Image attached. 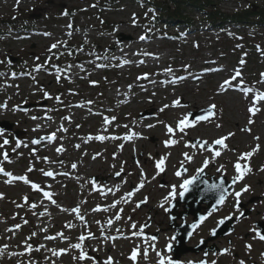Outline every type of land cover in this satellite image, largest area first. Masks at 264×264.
<instances>
[{
	"label": "rangeland",
	"instance_id": "1",
	"mask_svg": "<svg viewBox=\"0 0 264 264\" xmlns=\"http://www.w3.org/2000/svg\"><path fill=\"white\" fill-rule=\"evenodd\" d=\"M157 1H165V5L169 6L170 10L176 6L175 0ZM246 1L260 6L264 3V0ZM110 2L111 7L108 8L105 17L111 23L102 27V18L99 19L97 15L103 0H19V3L17 0H0V20L10 17L23 19L26 15L29 17L35 7L44 9L45 19L41 18L37 23H28L31 28L39 29L43 34H32L30 40L20 38L21 34L16 35L17 42L0 46V58L9 54L17 55L30 66L37 63V57L40 61L41 54L42 57L49 54L50 46L58 41L66 43L73 41L78 49L83 47L78 58L83 60L80 64L83 68L80 65L66 64L63 68L71 71L68 76H65V71L49 75L32 73L31 76L17 81L19 87H16V83H10L8 77H0L5 83L0 88V103L6 102L8 105L7 109H0V122L9 121L15 124L11 132H5L0 136V145L3 144L4 138L10 141L0 148V162L5 170L12 172L14 176L27 174L29 180L37 182L45 191L52 193L53 199L62 208L71 209L77 205L81 207V214L85 215L87 222L93 225L90 231L96 237L82 242L89 256H95L98 261L106 260L111 256L114 264H135L129 256L133 248L138 246L141 253L145 248L148 249L147 259L142 254L139 255L140 264H158L160 257L157 256V252L172 259V255L167 251V245L174 242L171 239L174 231L168 229L169 218L166 214V209L173 198L170 197L168 202H165V197L169 196L170 186L177 185L175 198H178L181 191L179 184L184 179L197 174V169L202 167L205 158L210 160L208 166L204 168L206 172L216 173L220 166L224 165V168L220 169L221 173L234 176L233 162L238 160L242 153L251 151L259 145V150L251 157L250 163L254 168L252 172L254 180L258 178L264 180V171L260 170L264 167V101L256 102V107L260 108V111L252 116L248 108L254 102V91L245 93L233 87H228L227 90L220 87L234 74L235 68H238L237 59L244 51L242 40L258 42L264 46V30L247 29L244 34L238 36L240 41L236 39L237 37L227 39L226 34L234 31L236 26H230L227 28V33L219 34L206 24L204 15L187 13L194 24L190 30L181 32L174 21L169 22L167 18L153 20L152 16L155 13L150 11L152 6L147 7L148 0H111ZM49 3L50 5H47ZM62 4L79 6L84 13L77 15L76 19L58 21L60 25L56 28L55 24L51 25L47 20L52 13H57L56 7ZM93 4H97V10L92 8ZM231 6L233 5L225 3L226 8ZM74 23L79 27L75 33L68 27V24ZM50 25L54 26L55 31L52 35L45 36L44 31H49ZM149 28L150 32H148ZM2 30L6 31L4 27ZM70 31L71 35H68ZM146 32L149 38L140 40L139 37ZM179 33L182 35L179 36ZM122 34L132 36L134 39L118 41ZM239 44L241 52L238 53L235 50L239 51V49L234 46ZM246 45L244 43V47ZM231 47L236 49L233 50ZM143 52L154 55L144 56ZM100 56L104 60L99 59ZM87 58L91 60L85 61ZM43 60L45 59H42V62ZM125 60L130 63H123ZM100 64L107 67H99ZM69 65H71L70 69ZM186 65L190 67L185 69ZM168 67L173 69L172 73L164 71ZM262 69H264L263 58L247 61L244 79H248L247 85L249 84L252 89L251 85L258 79ZM145 73L149 74L147 79H137ZM33 76L38 84L33 81ZM56 76H60L59 82ZM174 77L186 78L173 82ZM194 78L201 79L194 81ZM90 81L98 83L93 85ZM236 83L233 81V85ZM129 85L132 87L129 88ZM40 89L47 91L52 98L46 99ZM56 96H60V101L63 103L57 101ZM176 99H180L182 107H169L164 112L158 111L164 104L171 105ZM89 100L93 101L90 105L87 104ZM42 101L47 102L43 107L39 105ZM123 101L125 103L121 104ZM34 102H37V105L28 108L27 112L13 110L15 105ZM81 104L82 107L77 106ZM211 104L216 105L217 114L207 122L186 128L184 133L176 131L174 135L169 134L164 124L157 123L160 120L175 127L178 119L185 114L206 109ZM145 111L152 112V115L145 119L140 118V114ZM32 116L38 119L33 120ZM49 116L52 117L51 120L47 119ZM111 116H115L116 120L110 125H104V118ZM64 117L71 119L66 120L63 119ZM249 119L254 123L249 124ZM150 123L156 126L146 127ZM38 124L41 127L33 131ZM61 124L67 129L66 132L57 131ZM124 125L128 127L125 128ZM249 128L251 131L242 130ZM14 130L22 132L20 139L23 143L19 148L16 147V140L13 138ZM130 131L141 133V138L129 142L125 139L104 141L89 139L90 136L97 135L122 138ZM52 132H56L55 141L42 140L40 144L32 143L33 139L45 137ZM230 132L234 135L229 137V147L219 160H215L211 152L200 149L199 146L186 147V143H193V140L210 142L218 136H227ZM170 135L179 142L166 147L164 141L169 139ZM256 137L259 139H255ZM153 138L157 141L152 142ZM25 144L27 147L24 146ZM121 144L123 149L119 147ZM61 145L65 151L57 153L55 149ZM76 145L80 147L77 148ZM14 148L16 151H13ZM33 149H36L34 153ZM5 151L8 153L9 161L3 160ZM97 153L101 155L96 156ZM184 153H188L194 159L190 162L186 161ZM93 156L96 158L93 159ZM44 157H48L49 160L45 161ZM161 157L167 158L165 171L157 175L155 163ZM182 162L183 167L187 168V174L177 177L175 172L182 170ZM72 163L77 164L75 169L71 167ZM30 165L34 166V170L27 172ZM121 166L124 171L120 176H116L115 173L120 171ZM40 169L55 170L58 171V175L51 179L43 175ZM141 169L146 179L141 176ZM61 172L69 175L59 177ZM94 178H97L95 185L92 182ZM141 179H145L144 187L129 199L130 203L121 201L115 209L92 212V209L98 205L105 207L116 200H121V197H126L127 192L138 187ZM8 180H11V177L0 175V193H4V198L0 199V248L5 244L9 245L3 255H0V264H28L29 260L34 261L35 264H52L53 261L55 264H92L89 260H74L73 257L78 256L80 250L69 247L70 244L80 242L79 237L82 233L87 235L89 231L87 225L76 218L74 213L61 211L42 192L32 189L29 184L17 180L8 183L6 182ZM163 181L165 183L162 185ZM112 184L119 187L118 191H106L113 187ZM94 187L97 190L94 191ZM262 188L264 189V184ZM262 191L253 189L244 198ZM24 196H28L27 203L23 199ZM145 197L147 202L137 208L136 203ZM82 201L86 203H81ZM33 203L37 205L36 208L30 207ZM120 208H123L122 219L115 221L111 226L107 225L106 221L114 218ZM41 212L46 214L41 216ZM219 215L211 217L199 229L195 242L205 237L210 227L220 219ZM128 217H131V220ZM149 219L153 222L149 228L150 234L159 230V238L152 241V236L145 234L144 228L143 235L132 237V231H139ZM24 220L28 223L24 224ZM97 220L100 224L95 223ZM68 222L75 227L66 228ZM133 222L137 225L135 230L130 228ZM16 224H20L21 227L16 229L14 227ZM246 224L243 225L244 228L240 227L239 232H249V237L243 239L241 236L236 240L234 237V243L235 241L238 243L233 247L230 246L228 248L230 251L227 253L212 255L209 258L210 264L212 261L216 264H239L241 260L245 261V264H264V243L258 241L254 243L253 237L256 234L250 231ZM101 225L104 235H101ZM117 228L127 236L114 242L105 241L104 237L108 236L107 233L114 234ZM33 232L36 233L35 236H32ZM58 232H63L69 239H61L56 235ZM46 236H56V239H45ZM29 237L31 239H28ZM25 240L32 245L31 252L25 251ZM246 241L252 245L250 251L245 247ZM153 244L156 251L150 247ZM41 245L44 247H40ZM37 248L39 251L35 250ZM61 248L69 250L60 256H55L50 251V249L59 251ZM95 248L99 251H93ZM13 252L23 255L12 256ZM183 257L180 264H188L189 261L195 264V261L200 259V254L188 253Z\"/></svg>",
	"mask_w": 264,
	"mask_h": 264
},
{
	"label": "snow or ice",
	"instance_id": "2",
	"mask_svg": "<svg viewBox=\"0 0 264 264\" xmlns=\"http://www.w3.org/2000/svg\"><path fill=\"white\" fill-rule=\"evenodd\" d=\"M17 3H19V0H17ZM150 11H152L153 13L155 12L154 9H150ZM68 13L65 12L64 15H67ZM145 15H147V13H145ZM152 19L155 20V15L152 16ZM133 23L135 24L136 23V19H135V13L133 14ZM69 28L72 27L71 24L68 25ZM151 29L149 28L148 29V32H150ZM45 36H48V35H51L50 33H44ZM68 35H71V33H68ZM149 37H148V34L147 32L144 34V35H141L139 37L140 40H147ZM61 44H66V42L64 41H58L57 43H53L50 48H49V51L51 52L53 49H57ZM198 46V45H197ZM78 51H83V47H81L80 49H78ZM71 54V53H69ZM142 55L144 56H152L154 55L153 53H149V52H143ZM59 57H57L58 59ZM99 58V57H98ZM37 60H39V57L36 58ZM49 60L52 59V57H48ZM5 63L4 60H0V64H3ZM8 63H11V60L9 59L8 60ZM123 63H130V61L128 60H125L123 61ZM140 63H143V61H140ZM244 61L241 60V64H243ZM99 67H107V65H98ZM45 65L43 64H37L35 65V68L34 70L35 71H39L41 68H44ZM81 68H83V65H80ZM188 65L185 66V69H187ZM71 68V65H69V69ZM57 72H59V68L57 67L56 68ZM165 72H168V73H172L173 72V69L171 67H168V68H165L164 69ZM5 75L3 72H0V76H3ZM17 73L13 72L11 73V76L12 77H16ZM23 75V74H22ZM27 75H30L31 76V73H27ZM148 75L147 73H145L143 76L141 77H137V79H147L148 78ZM242 77V73L239 69H236L234 70V74L227 80H225L223 82V84L220 85V87L222 89H225L227 90L228 87H237L239 88L241 91L245 92V93H251L253 91V89L251 87H243L242 84V79L238 80V78H241ZM261 77L264 78V73H261ZM186 77H174L173 79V82H175L176 80H183L185 79ZM33 81L35 83L38 84V81H36V78L35 76L32 77ZM60 80V76H57V82H59ZM233 81H236L237 83L235 85H233ZM91 84L95 85L96 83H98L97 81H90ZM8 86H11V85H8ZM16 87H19L18 85ZM129 88H131L132 86L129 85L128 86ZM40 91L43 92V95L44 97L46 98H52L50 96V94L47 92V91H44L43 89H40ZM55 99L57 101H60V96H56ZM260 101H264V92H257L256 95H255V98H254V102L252 104L251 107L248 108V111L249 113L254 116L257 112L260 111V108L256 107V102H260ZM61 103H63L62 101H60ZM26 103V101H25ZM88 104H92L93 101L89 100L87 101ZM79 107H82L83 105H77ZM183 105H181V102H180V99H176L174 101H172V104L169 105V104H164L161 108H159V112H164L166 109H168L169 107H182ZM8 105L7 103H0V109H7ZM215 109H216V105L215 104H211L209 105V107L204 110L206 111V115H198V116H195L193 115L192 113H187L185 114L182 118L178 119V121L176 122V126L173 127L171 124H167L165 123L164 121H160L158 120L157 123L159 124H164V127L167 131V133L169 134H172L174 135L176 131H179L181 133H184L185 132V129L186 128H192V127H195L200 121H204V120H208L209 117L215 115ZM13 110H20V111H25L27 112V109H21L20 108V105H15ZM31 119L33 120H36L38 119V117L36 116H32ZM48 120H51L52 117H47ZM63 119H66V120H70L71 117H64ZM116 120V117L115 116H111V117H105L104 120H103V123L104 125H110L112 124L113 121ZM249 124H252L254 123V121L252 119H249L248 121ZM156 125L155 124H147L146 127L148 128H154ZM41 127V125H37L35 129H33V131H37L39 128ZM77 127H80V125H77ZM117 127H119V125H117ZM125 128H127L128 126L127 125H124ZM217 127H220V125H217ZM242 130H246V131H251V129H242ZM5 129L4 128H0V136H3L4 133H5ZM57 131H64L66 132L67 129L63 127V125L61 124L60 128L57 129ZM234 133H228L227 136H224V137H221V138H218L216 140H214L212 142V145H209L208 144V141L204 140V141H201V140H197L195 143H192V142H188L186 143V147H192V148H196L197 146H199L200 148L204 149L205 151H208L210 148H213V145H218V146H222L223 148H227V145L225 144V140H227L229 137L233 136ZM137 137H141V133H138V132H134V131H130L128 133L125 134L124 137H118V136H105V135H97L95 137H89V139H97V140H100V141H104V140H107V139H125V140H132L134 138H137ZM255 139H259V137H256ZM42 140H49V141H55L56 140V132H52L50 133L49 135L45 136V137H41L39 139H33L32 140V143L33 144H40ZM179 141L176 140V139H173L170 135V138L165 140L164 141V144L166 147H169V146H172V145H175L176 143H178ZM10 141L7 139V138H4L3 140V144L0 145V148H2L4 145H7L9 144ZM23 142L20 141V140H17L16 142V147L19 148L21 146ZM25 147H27V145L25 144L24 145ZM207 146V147H206ZM75 147L79 148L80 145H76ZM119 147L121 149H123V144L119 145ZM259 150V145H257L255 148H253L251 151H248V152H245V153H242L240 155V157L238 158L237 162L234 164V168L236 170V172L238 173L235 177H233L232 179V183L235 184L236 182L240 181V180H243L245 175L247 173H250L252 171L251 169V166L250 164H248L247 166H242L241 163H240V160H248L250 159L257 151ZM13 151H16V149L14 148ZM33 153L36 151V149H33L32 150ZM55 151L57 153H62L65 151L63 145L57 147L55 149ZM21 155H23L21 153ZM101 155L100 153H97L96 156H99ZM184 157H185V160L186 161H192L194 159L193 156H190L188 153H184L183 154ZM221 155V152L218 151V150H213V158L214 157H219ZM96 156H93V159L96 158ZM45 161H48L49 158L48 157H44L43 158ZM166 157H161L159 160L156 161L155 163V167L156 169L158 170L157 171V175H159V173L161 172H164L165 171V162H166ZM3 160L4 161H9V156H8V153L7 151L3 152ZM59 163H63V161H59ZM210 163V160L205 158L204 161L202 162V167L197 169V172L198 173H203V170L204 168H206L208 166V164ZM137 164H139V161H137ZM71 167L73 169H75L77 167V164L76 163H72L71 164ZM113 167H115V165H113ZM224 168V165H221L220 166V169H223ZM181 169L182 170H177L175 172V175L177 177H181L184 175L185 172H187V169L183 167V162L181 163ZM218 169V171L220 170ZM34 170V166L30 165L27 169V172H32ZM261 171H264V167H262L260 169ZM40 171L43 173V175L47 176V177H55V175H57V173H54L53 171L49 170V171H44L43 169H40ZM124 171L123 169V166H121V169L120 171L116 172L115 175L116 176H120L121 173ZM0 173L4 174L5 176L7 177H11V180H8L6 182L8 183H11L12 180H17V181H23L25 184H30L31 187L36 190V191H39V192H42L43 195L49 200L51 201L52 204L56 205L58 208L61 209V211L63 212H71V213H74L75 214V217L78 218L80 221H83L85 225H87V220L85 219V215L81 214V207L79 205L71 208V209H68V208H62L59 204H57V201L55 199H53V194L48 192V191H45L40 184H37V183H34L32 182L31 180H29L27 174H24V175H18V176H14L12 172L10 171H6L5 168L2 166V162H0ZM64 175H69V173H64ZM141 176L142 177H145L146 179V176H145V173L143 172V170L141 169ZM145 179H141L138 187H136L133 191H129L126 193V197H121V200H116L114 201L111 205H107L103 208H101L99 205L96 207V208H93L92 211L93 212H97V211H108L109 209H115L117 207L118 204L121 203V201H123L124 203H128L129 202V199L131 197H133L136 192H139L140 189H142L144 187V184H145ZM153 179H155V177H153ZM197 180V176H192L188 179H184L183 182L181 184H179V188L182 189V191H180L179 195L180 196H183L186 192L189 191V188L190 186ZM93 185H95V180L93 179ZM224 185V181L221 179V182L220 184H213L211 185L212 188H219L221 189V192H220V195H219V199L216 201V204L217 205H223L225 203V200H226V197L228 195V192H227V189H225L223 187ZM171 190L169 192V196L165 197V202H168L169 198H175V196L177 195V185H171L170 186ZM93 190H97L95 187L93 188ZM117 190H118V186H117ZM250 190V185H244L240 191H237V192H234V197H235V204H234V208L236 209L237 212H239V216L240 217H244L245 216V213L243 211H240V196L243 192H247ZM108 192H111L112 189H108L107 190ZM105 195L107 193H104ZM4 198V193H0V199H3ZM25 203L28 202V196H24L23 197ZM147 202V197H145L143 200L139 201L136 203V207H140L141 204H144ZM81 203H86V201H82ZM163 206V205H161ZM17 207H23V205H17ZM31 208H36L37 205L35 203L31 204L30 205ZM219 209L216 207V206H213L212 208V211L208 213L207 216H201L199 218V221L196 222V223H193L192 224V229H196L200 226V224H202L207 218L208 216H211L212 215V212H215V211H218ZM133 211H135V209H133ZM167 211V209H166ZM123 212V208H120L119 211H117L114 215V218H109L106 223L107 225L111 226L114 224L115 221H119L122 219V216H121V213ZM46 212H41L40 215L43 216L45 215ZM50 215V213H49ZM234 215V214H233ZM232 215L230 216H227V217H224L222 218L221 220L217 221V224L219 225H222L224 223V221L226 219H232ZM129 220H131V217H128ZM24 224H27L28 221L27 220H24L23 221ZM95 223L97 224H100V221H95ZM148 225H142L139 229V231H132V236H141L143 235V228L144 227H147ZM16 229H19L21 227L20 224H16L14 226ZM75 227L74 224H72L71 222H68L66 224V228H73ZM130 228L135 230L137 228V225L135 222H133L131 225H130ZM9 231H11V229H8ZM42 231H47V229H42ZM116 231L119 233L120 232V229H116ZM216 231L217 229L216 228H212L210 230V234L211 235H216ZM250 231H253L256 233V235L253 237V239H256L258 238L259 240L261 241H264V233H262L261 231H258L255 227L251 228ZM36 233L33 232L32 233V236H35ZM57 236H59L61 239H69L68 237H66L64 235L63 232H58L56 234ZM101 235H104L103 233V225H101ZM122 235V234H121ZM189 236L192 235V232H189L188 233ZM88 238H92V239H95L96 237L94 236L93 233H91L90 231L87 233V235L85 234H81L80 237H79V241L78 243H75V244H70V248L72 249H79V255L78 256H74L73 259L74 260H80V261H84V260H89V261H92V264H114V261H113V257L111 256H108L106 260H103V261H98L96 259L95 256H89L88 252H86L84 250V246H83V241L88 239ZM117 238L119 237H116V236H105L104 239L105 241H108V240H112V241H115ZM28 239H31V237H29ZM45 239H49V240H53V239H56V236H46ZM172 240L175 239V237H172L171 238ZM151 240L152 241H155L157 240V237L156 236H152L151 237ZM25 245H26V248H25V251L26 252H31L33 249H32V245L31 244H28L27 243V240H25ZM201 243H203V240H201ZM9 247V245L5 244L3 245L2 248H0V255H3L4 251ZM40 247H44L43 245H41ZM150 247L152 248L153 251H156L155 249V245H150ZM246 249L247 250H251L252 248V245L251 244H247L246 246ZM171 248H172V245L171 243H169L167 245V249L169 251H171ZM36 251H39V248L35 249ZM69 249L68 248H61L59 249V251H57L56 249H50V251L52 252L53 255L55 256H60V255H63L65 254ZM93 251H99L98 248H95L93 249ZM230 249H224L223 252L227 253L229 252ZM143 255V257L145 259L148 258V249L145 248L143 250V252L141 253V250L140 248L137 246L135 248H133V250L131 251V254L129 256V259L132 260L133 262H136L137 259H138V256L139 255ZM12 256H16V255H23V253H16V252H13L11 253ZM157 256L160 257L159 260H158V264H179L178 261H173L171 259V257H165L161 252H157ZM28 264H35L34 261L32 260H29L28 261ZM52 264H55V262L53 261ZM188 264H193V262L189 261ZM199 264H206L205 261H200ZM211 264H216L215 261H212ZM239 264H245V261L241 260L239 262Z\"/></svg>",
	"mask_w": 264,
	"mask_h": 264
},
{
	"label": "flooded vegetation",
	"instance_id": "3",
	"mask_svg": "<svg viewBox=\"0 0 264 264\" xmlns=\"http://www.w3.org/2000/svg\"><path fill=\"white\" fill-rule=\"evenodd\" d=\"M233 171H235L234 176H236L238 173L236 172L235 168H233ZM246 175H247L246 178L248 179L244 178L243 180L236 182L234 186L232 187L233 188L232 192L229 194L228 199L225 202V204L218 211L212 213V215L210 216L211 218V217H214V215L220 214L219 220H221L224 217L230 216V215H232L233 217L232 218L233 221L231 223L228 222L229 226H232L234 229L233 235L229 238L218 237V239L214 243H210L208 245V246H213V245L216 246L217 251L215 253L220 252V251L223 252L222 247H218L221 244H223L224 247L226 248L230 245L235 246L236 243L238 242L235 241L234 243V237H236L235 240L240 238L241 236H243V239H247L249 237V232H244V233L239 232L240 227L244 228L243 226L244 224L247 223L246 225L249 229L253 227L258 228V224H261V222L264 221V191H262L264 180L261 178H258L255 181L252 172L247 173ZM231 179H233L232 176H231ZM244 185H250V190L247 192H243L239 198L240 199V211H243L245 213L244 217H240L239 212H237L236 209L234 208V204H235L234 192L240 191ZM253 189H255L258 192L259 191H262V192L255 194V195L252 194L251 196L244 198V196H246L248 192L249 193L252 192ZM260 216H261V219H259ZM216 226H217V223L210 227L208 233L206 234V238L213 236L210 234V230L212 228H215ZM257 240L259 239L257 238L256 240H254V242L258 243L259 241H261L259 240L257 242Z\"/></svg>",
	"mask_w": 264,
	"mask_h": 264
},
{
	"label": "water",
	"instance_id": "4",
	"mask_svg": "<svg viewBox=\"0 0 264 264\" xmlns=\"http://www.w3.org/2000/svg\"><path fill=\"white\" fill-rule=\"evenodd\" d=\"M3 127H6L7 129H10L12 126L7 124V122L2 123ZM206 175L203 174L202 176H198L197 180L190 186L189 191L186 192L183 196H180V200L175 202L171 208L170 211L171 214V227L175 228L177 235L175 236V239L177 240V246H172L171 251H173L176 254V258L178 259L182 254L194 250L193 248L187 247L186 243L190 239L188 233L192 232L194 233V229H192V224H186L184 219L188 215H193L196 218V222L199 221V218L201 216H207L209 212H211L213 206H218L216 204V201L219 199V195L221 192V189L219 188H212L211 185L213 184H220L221 179L218 181H206L205 180ZM224 181V179H222ZM223 187L227 189V186L224 181ZM184 203V209L185 211L181 213L180 216L176 215L177 210L179 209L180 205ZM206 204L207 205V211L206 213H201V205ZM178 218H181L183 220L182 225L176 224V221ZM199 250V249H197Z\"/></svg>",
	"mask_w": 264,
	"mask_h": 264
},
{
	"label": "trees",
	"instance_id": "5",
	"mask_svg": "<svg viewBox=\"0 0 264 264\" xmlns=\"http://www.w3.org/2000/svg\"><path fill=\"white\" fill-rule=\"evenodd\" d=\"M176 6L173 10L170 7L164 5L162 2L154 1L152 4L155 6L157 11L165 13L167 18L172 21L190 23V15L200 13L205 15V18L211 23L216 24L218 22H224L227 19H248L251 16L259 18V23L264 25V6L259 8L257 11L250 9L242 14L226 15L219 12L218 5L223 0H175ZM107 23V21H106Z\"/></svg>",
	"mask_w": 264,
	"mask_h": 264
},
{
	"label": "bare ground",
	"instance_id": "6",
	"mask_svg": "<svg viewBox=\"0 0 264 264\" xmlns=\"http://www.w3.org/2000/svg\"><path fill=\"white\" fill-rule=\"evenodd\" d=\"M114 190H116V191H117V189H114Z\"/></svg>",
	"mask_w": 264,
	"mask_h": 264
}]
</instances>
